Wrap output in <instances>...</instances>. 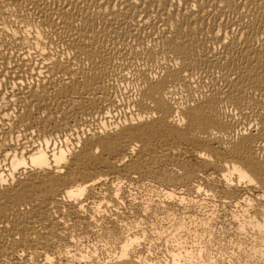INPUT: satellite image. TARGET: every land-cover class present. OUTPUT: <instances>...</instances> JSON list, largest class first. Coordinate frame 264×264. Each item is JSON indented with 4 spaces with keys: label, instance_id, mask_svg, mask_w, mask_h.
Instances as JSON below:
<instances>
[{
    "label": "bare ground",
    "instance_id": "1",
    "mask_svg": "<svg viewBox=\"0 0 264 264\" xmlns=\"http://www.w3.org/2000/svg\"><path fill=\"white\" fill-rule=\"evenodd\" d=\"M186 146L242 207L230 253L264 264V0H0V264H97L87 235L163 264L124 229L116 174ZM176 241L173 264H221Z\"/></svg>",
    "mask_w": 264,
    "mask_h": 264
},
{
    "label": "rangeland",
    "instance_id": "2",
    "mask_svg": "<svg viewBox=\"0 0 264 264\" xmlns=\"http://www.w3.org/2000/svg\"><path fill=\"white\" fill-rule=\"evenodd\" d=\"M232 114L237 115L235 112ZM209 150L219 152L216 145ZM183 151L182 155L172 154L166 157H163L159 152L156 153L154 156L159 162L156 160L154 162L152 160L149 161L148 159L152 167L148 166V162L146 164V170L141 172V174H132L130 176L128 174L126 175V171L116 174L117 177L119 175L122 177L123 175L126 178L121 180L118 191L119 198L123 200L122 207L120 206L121 208L119 209L120 212L122 211L120 218L122 217L123 219L124 217L123 220L127 222H124V226L126 227L124 229L127 232L131 229V236L140 237L139 239L141 241L139 240V245L137 246L139 247L141 245L142 248L144 245L145 247L147 246L151 252L150 257L163 264H173L171 255L177 249V237L179 241L183 240L184 242L182 241V243L184 245L186 244L189 249L190 247L192 250L194 248L199 249V247H202L205 251L209 249L211 252L209 250L208 252L212 256L220 255V251L222 250L221 264H247L244 261L245 259L242 260V257L236 255V252L234 254L235 257L230 253L233 252L232 248L237 243L236 239L238 238L233 234L234 231L231 228L229 220L232 217V213L241 215L243 213L242 207L237 206L234 209L227 205V201H230L229 197L232 196V193L223 184L221 173L209 166L204 157L199 156V152L204 151L203 148L186 146L183 148ZM137 154L138 152L135 155L137 156ZM136 156L133 157V160H136L134 159L137 158ZM116 159H118L117 156L110 160L116 161ZM123 164H126L125 166L132 165V159L124 161ZM123 164L122 167H124ZM116 175H110V178L113 179V176L116 178ZM196 186H201L209 192L207 193L204 190V192H196L194 190ZM167 190L174 192L175 196L173 198L167 197L165 195V191ZM177 196L178 198L184 197L185 200L180 202L176 198ZM243 196L250 198L252 197V193H246ZM135 222L139 225H135L137 224ZM128 226H131L129 230L127 229ZM139 230L144 235L140 234ZM179 232L182 234L180 235ZM158 233L163 235H159ZM171 233L175 237L173 235L171 236ZM76 237L79 239L77 235ZM210 237L215 239V241ZM97 238L89 235L85 238H80L81 242L79 241V247H83L82 249L89 256L88 260L92 259L97 264L118 263L119 247L117 249L115 245L102 242L98 240L100 238ZM146 242H149L150 246ZM211 243L213 245H210ZM233 243L234 245L232 246ZM137 246V249L141 248ZM219 247H223L224 250ZM225 249L228 251L225 252Z\"/></svg>",
    "mask_w": 264,
    "mask_h": 264
}]
</instances>
